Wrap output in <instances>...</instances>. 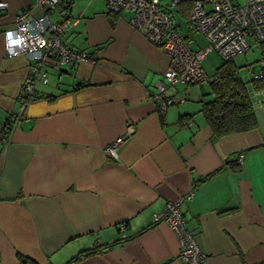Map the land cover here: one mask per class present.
Wrapping results in <instances>:
<instances>
[{"label":"crops","instance_id":"0c3cea01","mask_svg":"<svg viewBox=\"0 0 264 264\" xmlns=\"http://www.w3.org/2000/svg\"><path fill=\"white\" fill-rule=\"evenodd\" d=\"M3 1L0 129L9 128L0 138V264H19L18 255L65 264L87 248L70 264H183L175 234L152 215L189 189L181 212L197 231L203 264H264V89L251 82L260 55L238 74L256 127L214 137L200 113L208 84L170 87L166 94L183 101L160 112L152 94L169 60L129 24V12H109L105 0H59L49 19L67 18L64 37L96 61L46 58L47 80L35 83L14 122L30 60L8 56L2 35L18 14L36 18L46 7ZM182 7L173 8L174 24L192 38ZM128 132L117 155L106 154Z\"/></svg>","mask_w":264,"mask_h":264},{"label":"built area","instance_id":"2783aa9c","mask_svg":"<svg viewBox=\"0 0 264 264\" xmlns=\"http://www.w3.org/2000/svg\"><path fill=\"white\" fill-rule=\"evenodd\" d=\"M59 0H36L37 5L45 6V13L29 18L26 12L16 16L12 29L3 32L4 49L8 56L26 55L29 60L28 74L22 85L17 111L11 115L14 122L26 104L34 99L36 82H46L44 70L46 58L54 55L59 64L72 66L78 61L95 62L94 54L70 45L63 33L68 19H49L48 11L54 9ZM109 12L130 13L129 24L142 33L148 42L158 46L168 57L169 65L156 82L152 94L160 112L175 101H183L176 94H166V90L176 85L208 82V77L200 64L208 52H215L222 59L243 53L264 40V0H105ZM182 2H189V29L203 36V48L192 49L186 41L179 24H174L173 8ZM6 2L0 0V15L6 9ZM261 66H264L262 62ZM249 70L251 68H248ZM261 72L255 78L261 77ZM8 126L0 129V138H8ZM132 127L128 128L131 132ZM129 136V132L115 137L104 148L106 154L116 156L117 147ZM241 154L237 161L240 162ZM193 197L187 190L178 198L168 200L153 213L152 223L163 222L175 234L178 242L177 260L183 264H203L206 254L200 248L195 228L186 226L181 206ZM124 235V234H123ZM105 249V248H104ZM103 248L95 250L104 251Z\"/></svg>","mask_w":264,"mask_h":264},{"label":"trees","instance_id":"16d2710c","mask_svg":"<svg viewBox=\"0 0 264 264\" xmlns=\"http://www.w3.org/2000/svg\"><path fill=\"white\" fill-rule=\"evenodd\" d=\"M183 10L181 16L188 18L190 3H180ZM180 10V8H179ZM259 59L264 62V40L257 43ZM244 65L235 63L233 57L222 60L212 75L208 76V92L202 93L200 113L212 129L214 137H221L235 132L248 131L256 127V116L245 83L242 81L239 70ZM261 77L252 79V87L264 89V66H261ZM210 95L209 98L206 96ZM230 167L237 169L236 161L227 160ZM93 248L77 252L65 264L81 259L91 254ZM19 264H37L27 256L18 255Z\"/></svg>","mask_w":264,"mask_h":264},{"label":"rangeland","instance_id":"374dc122","mask_svg":"<svg viewBox=\"0 0 264 264\" xmlns=\"http://www.w3.org/2000/svg\"><path fill=\"white\" fill-rule=\"evenodd\" d=\"M161 1L167 2V0ZM192 34V38L188 37L186 40L188 42L189 47L192 49H195L197 47L203 48V46L206 44V41L204 40L203 36L197 33L196 31H192ZM257 49L258 48L256 46H252L245 52L234 55L233 59L236 61V63H240L241 65H245L247 62L255 61L259 57V51ZM221 61L222 59L218 56V54L210 51L203 56L199 65H201L202 69L206 73V76L208 77L212 75L215 68L219 65V63H221ZM241 69L244 70V66ZM195 85L202 86V89L204 90L205 88H207V82L196 83Z\"/></svg>","mask_w":264,"mask_h":264}]
</instances>
